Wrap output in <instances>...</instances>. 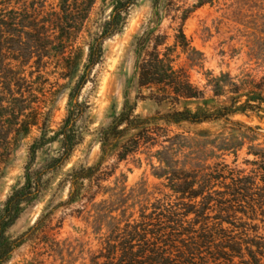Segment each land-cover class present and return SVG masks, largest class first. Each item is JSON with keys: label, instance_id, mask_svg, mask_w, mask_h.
<instances>
[{"label": "rangeland", "instance_id": "rangeland-1", "mask_svg": "<svg viewBox=\"0 0 264 264\" xmlns=\"http://www.w3.org/2000/svg\"><path fill=\"white\" fill-rule=\"evenodd\" d=\"M112 1L96 0L89 9L88 0H71L65 18L62 0H12L11 6L26 5L30 12L54 21L64 17L63 28L72 27L73 37L64 55L50 51L44 58H28L20 67L25 84L19 92L25 103L16 100L19 94L0 87V102H12V110L0 109V122L5 126L0 124V212L12 190L25 182L31 145L43 135L54 136L63 125L70 93L87 63L89 43L109 20ZM199 1L179 0V7L163 20L143 58L150 61L159 53L172 66L178 84L141 87L144 73L140 71L130 89L132 100H137V115L147 117L184 108L212 111L227 102L229 83L264 76V0H206L203 6L193 9ZM186 9L192 12L184 21ZM151 11L152 0H139L123 30L104 42L102 61L92 71L78 100L83 104L77 122L81 142L65 166L51 176L43 198L27 208L12 227L11 235L17 236L34 225L69 172L97 161L99 132L110 124L114 113L122 110L124 92L135 69V38L145 28ZM180 30L188 49L177 43ZM190 88L194 97L188 98L185 94ZM20 105L24 116L16 123L12 112ZM233 120L255 129L249 131L225 121L179 126L161 122L150 126L148 135L140 137L136 152L123 161L113 157L105 165L110 176L102 177L105 180L101 188L94 187L95 202L85 201L56 211L45 234L17 251L10 264H93L114 224L107 215L103 219L100 216L113 211L108 215L124 224L129 219L140 221L142 216H147L145 222L156 223L162 214L182 215L195 201L176 192L174 184L178 181L172 179L194 170L212 175L204 178L210 184L211 209L203 224L212 226L220 221L215 218L221 217L233 223L223 225L227 235L264 239V119L239 116ZM29 123L32 125L25 134ZM21 124L22 132L18 133L15 130ZM61 150L60 139L39 150L33 169L45 167ZM67 195L66 189L56 203L66 200ZM194 218L191 214L185 220ZM52 238L59 243L57 252L45 248ZM235 262L238 264V259Z\"/></svg>", "mask_w": 264, "mask_h": 264}, {"label": "trees", "instance_id": "trees-1", "mask_svg": "<svg viewBox=\"0 0 264 264\" xmlns=\"http://www.w3.org/2000/svg\"><path fill=\"white\" fill-rule=\"evenodd\" d=\"M88 1V7L92 9L96 0ZM138 1H112L109 20L101 25L100 31L89 43L87 63L70 93L68 115L63 125L54 136L46 138V135H43L41 139L31 145L29 161L25 167V182L22 186L12 190L0 212V264H10L17 251L43 236L55 212L59 209H68L85 201L95 202L97 193H92L94 187L101 188V182L105 180L102 177L110 176L105 165L113 157L123 161L130 154L136 152L139 148L140 137L148 135L150 126L161 122L179 126L184 123L202 125L214 121H225L253 131L255 128L233 119L239 116L248 118L255 116L264 119V76L259 79L246 78L240 83H229L227 102L212 111L202 108L192 111L184 108L167 114L147 117L136 114L137 100H132L130 89L136 82L140 71L144 73L141 87H151L152 85L161 87L167 83L178 84L177 79L173 77L172 66L166 63L159 53L150 61L143 57L153 43L165 17L179 7L177 5L179 0H152L150 18L145 28L135 38V69L124 92L122 110L119 113H114L110 124L99 132L100 155L97 161L90 166H81L69 172L58 184L57 191L52 195L34 225L17 236L11 235L12 227L19 221L27 208L37 204L43 198L51 183V176L65 166L74 149L80 144L81 134L77 128L79 117L83 114V104L78 101L80 94L89 82L92 71L102 61L104 42L123 30L131 9ZM213 1L215 0H207L208 3ZM11 2L12 0L0 2V5H3L0 10V87L10 94H19L20 98L16 100L18 102L22 100L25 103L19 92L22 91L25 84V77L22 76L20 67L27 63L28 58H44L45 55L50 54V51L64 55L70 47L69 43L73 37L70 31L73 28H63L62 18L64 17L54 21L52 18L43 17L40 13L30 12L26 5L22 8L13 7ZM207 2L200 0L193 6V9L201 7ZM18 4L19 2H16V5ZM70 7L71 0H62L61 11L65 18H68ZM191 12V9L184 10V21ZM57 31L58 34H56ZM180 33L177 43L184 49H188L189 44L183 31L180 30ZM54 41H57V46H54ZM191 50L195 52L194 49ZM180 83L182 82L180 81ZM219 85L217 86L219 87ZM188 92L185 94L186 97H194L191 88ZM7 103L8 105H5L4 102H0V109H11L12 102ZM18 109L12 112L16 123H19L21 117L24 116L23 106L20 105ZM0 124L5 129L4 123L0 122ZM22 124L15 130L16 132H22ZM31 125L29 123L26 126L25 134ZM59 139L62 142L60 155L52 159L45 167L33 169L37 152ZM181 175L182 177L175 176V179H172L173 182L178 181L177 184H174L175 191L181 193L183 198L195 201L186 206V211L182 215L165 216L162 214L159 220L156 219V223L150 220L145 222L143 218L146 219L147 216H142L140 221L129 219L125 220L123 224L116 217L108 215L113 211H108L100 216V219L107 215L106 218L109 217L114 224L111 225L104 240L103 249L93 258L92 263L236 264L235 260L238 259V264H264L263 238L259 240L235 239L231 235H227L228 231L223 227L225 223L229 225H233V223L216 217L217 215L215 220H220L217 224L209 226L207 223L201 222L209 218L206 213L211 209L210 184L204 178L207 179L212 175H204L196 170L190 174L182 173ZM66 189L68 190L67 199L56 203ZM200 197L202 200L197 203L196 200ZM191 214H194L195 218L190 221L185 220V217ZM162 218L166 220L162 221ZM58 245V241L52 238L45 248L49 252H57Z\"/></svg>", "mask_w": 264, "mask_h": 264}]
</instances>
